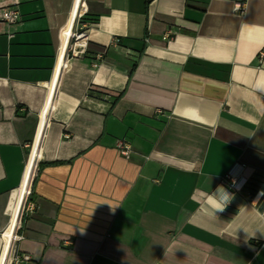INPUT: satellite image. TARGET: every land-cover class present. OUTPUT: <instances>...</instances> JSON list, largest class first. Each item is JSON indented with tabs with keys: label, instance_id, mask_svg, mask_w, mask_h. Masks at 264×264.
<instances>
[{
	"label": "crops",
	"instance_id": "crops-1",
	"mask_svg": "<svg viewBox=\"0 0 264 264\" xmlns=\"http://www.w3.org/2000/svg\"><path fill=\"white\" fill-rule=\"evenodd\" d=\"M8 7L19 19L0 18V255L37 152L22 264H264V0ZM80 10L86 53L59 69ZM218 185L234 198L213 215Z\"/></svg>",
	"mask_w": 264,
	"mask_h": 264
},
{
	"label": "built area",
	"instance_id": "built-area-1",
	"mask_svg": "<svg viewBox=\"0 0 264 264\" xmlns=\"http://www.w3.org/2000/svg\"><path fill=\"white\" fill-rule=\"evenodd\" d=\"M84 13L83 10H80L75 18V25L69 30H64L61 33L62 44H64L63 48L61 46L60 58H59V69H65L68 66V59L71 57H82L85 55L87 50V24L83 22ZM0 18L2 21L13 24L16 23L19 19V13L15 8H3L0 10ZM101 59V55H97L95 57V64L97 60ZM33 147H31L32 151ZM117 149L120 154L127 156L130 151L129 144L120 140L117 142ZM38 160V159H37ZM37 160L34 164L33 171L31 177L26 186L25 194L23 197L22 204L19 207L18 213L16 215L13 231L10 236L7 237V241L5 233L8 229L2 232V252L0 255L4 257L2 264H22L25 261L29 260V257L26 255H21L17 252L15 244L22 238L18 231L22 227L23 220L26 215L32 213L35 208V203L32 200V187L35 177V169L37 165ZM10 224V223H9Z\"/></svg>",
	"mask_w": 264,
	"mask_h": 264
},
{
	"label": "clouds",
	"instance_id": "clouds-1",
	"mask_svg": "<svg viewBox=\"0 0 264 264\" xmlns=\"http://www.w3.org/2000/svg\"><path fill=\"white\" fill-rule=\"evenodd\" d=\"M233 183H235V181H233ZM210 196H211L210 211L211 214L213 215H216L218 211L222 212L231 202V200L234 198V194L229 192L224 185H218L216 190L210 193ZM117 206H111L112 210L114 211Z\"/></svg>",
	"mask_w": 264,
	"mask_h": 264
},
{
	"label": "bare ground",
	"instance_id": "bare-ground-1",
	"mask_svg": "<svg viewBox=\"0 0 264 264\" xmlns=\"http://www.w3.org/2000/svg\"><path fill=\"white\" fill-rule=\"evenodd\" d=\"M64 44H62V48H63ZM49 107V105H48ZM43 123H44V116L42 117V120H41V124H40V130L41 128H43ZM38 142H39V137L37 136L36 138V147L38 148ZM39 158V154L36 152L34 153L31 157H30V161H29V165H28V169H27V173L25 175V178L22 182V185L20 187V202H19V206H18V210H19V207L20 205L22 204V201H23V197H24V194H25V190H26V186L28 184V181L31 177V174H32V171H33V167H34V164L36 162V160ZM18 210H17V213H18ZM16 213V215H17ZM15 219H16V216L14 218V221L12 223V225L10 226L9 230L7 233H5V238H6V241H7V237L10 236L11 232L13 231V227H14V223H15Z\"/></svg>",
	"mask_w": 264,
	"mask_h": 264
},
{
	"label": "trees",
	"instance_id": "trees-1",
	"mask_svg": "<svg viewBox=\"0 0 264 264\" xmlns=\"http://www.w3.org/2000/svg\"><path fill=\"white\" fill-rule=\"evenodd\" d=\"M83 20H85V17H83ZM91 21H94V20H91ZM119 96L117 95L116 97H115V99H117Z\"/></svg>",
	"mask_w": 264,
	"mask_h": 264
}]
</instances>
